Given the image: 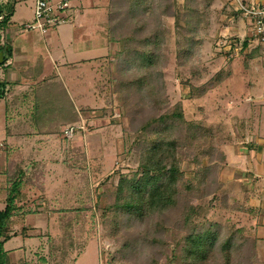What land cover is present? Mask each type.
<instances>
[{"label":"trees","instance_id":"trees-1","mask_svg":"<svg viewBox=\"0 0 264 264\" xmlns=\"http://www.w3.org/2000/svg\"><path fill=\"white\" fill-rule=\"evenodd\" d=\"M212 1L109 0L104 22L106 39L121 48L115 52L114 70L107 74V92L121 101L127 122L124 132L130 140L128 152L136 156L138 166L133 173H115L116 182L96 193V203L88 193L83 199L77 196L79 203L52 205L47 218L58 224L63 235L60 245L53 249L55 257L61 255L60 263L57 260L55 264H70L65 261L77 249L71 261L74 263L95 235L98 222L104 235L115 241L117 258L127 264H262L256 231L238 225L228 214L223 216L234 212L258 214V209L248 206L252 194L246 185L218 206L211 198L224 188L221 173L227 156L221 149L222 136L189 122L182 102L172 103L167 92L166 71L171 59L163 52L167 42L163 24L168 18L174 20L175 64L181 69L189 97L200 98L225 80L219 73L216 79L195 84L202 78L195 58L202 36L207 34V10ZM241 1L249 4L248 0ZM229 6L226 3L224 9L234 12ZM235 15L242 16L241 10L237 9ZM10 17L8 13L1 25L8 24ZM0 51L9 52L10 47L0 46ZM41 73L38 63L24 69L22 76L35 82ZM185 73L189 76L184 78ZM14 87L0 78V99L12 94ZM6 118L9 135L43 136L47 139L35 142L47 143L60 137L62 128L75 124L78 117L64 84L50 78L6 100ZM14 119L18 121L11 125ZM31 142L30 138L26 143ZM70 150L68 167L75 169L74 164H78L81 172L87 173L84 152L79 155L81 162L76 156L78 150ZM2 152L6 168L0 182V202L5 204L0 210V264H36L30 263L25 247L14 250V254L5 248L12 237L31 230L30 226L19 231L15 228L33 213L18 205L25 197L22 186L42 187L34 181L37 175L25 172L28 157L36 165L32 159L35 154L25 155L18 145L9 142ZM67 239L70 246H66Z\"/></svg>","mask_w":264,"mask_h":264},{"label":"rangeland","instance_id":"rangeland-1","mask_svg":"<svg viewBox=\"0 0 264 264\" xmlns=\"http://www.w3.org/2000/svg\"><path fill=\"white\" fill-rule=\"evenodd\" d=\"M68 1L71 13L77 16L75 27L70 23L64 24L58 30L53 29L45 35L36 29L24 28L26 23L34 21L35 0H11L3 7L4 13H11L7 24L10 33L7 37L17 31L15 34L17 37L13 43L16 41L25 45L28 53L27 59L31 63L34 61L33 58L40 55L45 64L46 76H40L35 82L25 81L16 85V89H19L17 93L31 91L38 84L42 85L46 79H58L65 85L68 98L71 99L78 117L75 124L65 125L62 128L63 132L57 139L52 138L47 143L46 140L45 143L37 142V147L40 148L38 153L32 156L36 165H32L29 162L31 156L28 157L27 174L37 175L38 178L34 181L37 184L40 183L42 187L24 184L21 192L25 197L18 205L23 207L22 209L33 211L32 216L35 217L33 222L35 226L28 230L25 237L26 240L28 239L26 247L29 261L36 264H55L57 260L60 263L61 255L55 257L53 249L61 243L60 239L63 236L61 228L47 218L54 203L64 204L67 201L79 203L80 199L85 198L88 193L93 196V201L96 203V193H101L113 185V180L116 182L115 173H133L138 166L136 156L128 152L130 140L124 132L127 122L122 112L121 101L107 92V74L114 70L115 52L121 48V45L109 44L106 40L104 22L109 0ZM251 2L256 1L249 3ZM226 3H229V7L234 12L229 13L228 8L224 9ZM81 6L84 8L82 9ZM236 10V0H230V2L229 0H213L207 10L209 20L207 34L202 36L199 55L195 58V63L201 69L202 78L195 80V84H204L212 78L216 79L219 73L222 77L224 76L225 80L204 96L196 99L189 97L188 89L182 82L181 69L175 64L174 20L165 19L163 24L167 41L163 52L171 59L169 69L166 71L169 99L172 103L182 102L189 122L202 124L213 135L217 133L223 139L221 149L227 155L221 173L224 188L211 197L214 206L226 202L230 195L239 192L237 182L232 181L234 167L239 165L244 169V162L247 161L250 153L252 157L250 155L249 161L253 158L255 164L257 160L255 152L258 148L251 149L250 147L258 142L254 137L255 134H259L260 138L264 139V99L259 98L264 95V92L261 90V84L255 81L257 69L261 67L262 57L253 56L255 59L253 60L249 56L264 55V45L260 40L251 39L250 41L247 20L243 16H236ZM79 21L83 23V27H78ZM63 32L65 34L61 37ZM245 39H247V46L243 47ZM107 43L108 52L105 46ZM256 47L257 50L254 52ZM93 56L102 57L92 59V62L79 63L81 58L88 59ZM54 58L59 60L57 65L52 61ZM65 58L75 66L65 65ZM186 76H189L188 73L184 74V78ZM5 102V99H0V140L5 137L6 133ZM243 118L249 119L246 120L249 125H239L238 128L236 121ZM70 127L73 128L71 136L65 132ZM251 127H254L253 133L244 134V131L252 130ZM64 139H70V141L65 143ZM71 147L78 150L76 156L81 162L83 160L79 155L84 152L87 173L81 172L80 165L74 164L75 162L72 163L76 165L75 169L68 167L72 158L69 152ZM239 150L243 157L237 155ZM189 167L188 165L187 169ZM74 172L76 176L73 175ZM230 181L234 182L235 186H232ZM77 196H80L78 197L80 199H77ZM2 208L3 205L0 204V209ZM227 214L238 225H246L254 232L256 231V235L259 231L260 242L257 252L264 264V232L258 229V227H264L263 215L234 212L223 214V216ZM96 219L99 221L98 217ZM91 228L90 226L85 231L84 237L89 234ZM103 231L102 225L98 222L95 235L87 242L85 252L74 263H71L77 255V249H73L70 258L65 262L70 264H127L125 259L117 258L115 241L105 236ZM75 236L76 239L77 234ZM15 244L16 241H10L6 248L9 249ZM69 244L70 241L67 239L66 246H70Z\"/></svg>","mask_w":264,"mask_h":264},{"label":"crops","instance_id":"crops-1","mask_svg":"<svg viewBox=\"0 0 264 264\" xmlns=\"http://www.w3.org/2000/svg\"><path fill=\"white\" fill-rule=\"evenodd\" d=\"M14 1H17V0H14ZM248 1L249 2L250 1H256V2L264 3V0H248ZM81 7H82V9L84 8L83 6H81ZM71 15H72V17H71L72 18V22L70 24H72V26L75 27V25L77 24L76 23V17L77 16L76 15L74 16V14H72V13H71ZM82 25H83V23L81 21H79L78 22V27H83ZM3 27L5 28L6 33L9 34L10 30L8 29L7 24L5 26H3ZM20 28H21V26H20ZM20 28H19V30H21ZM104 29H105V27H104ZM55 30H58V28H56ZM16 32H14L12 34V36L6 38V46L10 47V51L9 52L6 51L5 53L3 52V55H4V58L8 57V59L6 60L8 64L5 65V63H4L3 65L1 64L2 66L0 65V78L1 79H6L12 86H15L14 87V92L12 94L10 93L9 96L7 98H5V100H8V99H10V98H12V97H14V96H16L18 94L17 92H18L19 89H16V85H20V84H22L25 81L29 82L26 79H24L23 76H22V71L24 69H27L29 67H34L35 65H38V63H41V66H42L41 76H46V74L44 73L45 64H44V61H43V57L40 56V55H37L35 58H33L34 61L31 63L27 59L28 53H27V50L25 49V45L23 43L16 42V41L13 43V40L15 39V37H17L15 35ZM58 34L60 35V33H58ZM63 34H65V32L62 33L61 37L63 36ZM61 37L58 36L59 39H61ZM261 44L264 45V42L263 43L261 42ZM102 45H103V42H102ZM105 46L107 47V52H108V43ZM256 50H257V47H256L254 52H256ZM9 53H10V55H9ZM262 55L258 56V54H256V55L252 54V55H249V56L252 59H253V56L254 57H262L261 58V67L259 68V70L257 69V73H256L257 77L255 78L256 79L255 81L259 82L261 84V86H262L261 90L264 92V55L263 56ZM99 57L101 58L102 56H93L92 58H88V59L81 58L79 63L83 64V63H86L87 61L88 62H92V59L93 60L94 59H98ZM67 60L68 59L65 58V60H64L65 61V65L70 66V67H74L75 66L74 63H69V61H67ZM253 60H255V59H253ZM52 61H53V63L55 65H57L59 63V60H57L55 58ZM65 83H66V81H65ZM66 86H68L70 88L69 85H66ZM259 98H260V100H263L264 99V95L262 97H259ZM5 106H6V102H5ZM16 119H14L13 121H10L11 125H13V123H16L18 121ZM5 120H6V122H5V125H6L5 126V132L6 133H5V137L0 140V182L4 179V175L2 173H3V171L6 168L4 152H2V148H3L5 143L9 142L11 144L18 145L24 151L25 155H30L32 153L33 154L38 153V150L40 148V147L39 148L37 147V142H35L34 140L45 138L43 136L42 137H40V136L29 137V136H26V135H19V134H17V135H14V134L9 135L8 134V129L9 128H7L8 123H7V118H6V108H5ZM246 120H249V119H247V118H243V119H239V120L237 119V121H236L237 123L236 124L238 125V128H239V125H246V124L249 125L246 122ZM251 129L252 130L244 131V134L246 132L248 134L249 133L252 134L253 130H254V127H251ZM13 130L14 129L11 128V133H14ZM239 132H240V129H239ZM240 134L242 135V137L244 139H246L243 136L242 133H240ZM254 137L258 140V142L252 144V147H250V148L251 149H253L254 147L258 148L257 152H255V157L257 156L256 157L257 160L255 161V164L253 162V158H252V161H249L251 159V157H252V155L250 153L251 157L249 155L247 161L244 162V164H245L244 169L239 167V165H237V167H234V174H233V177H232V181L237 182L236 184L239 186V190H240V186L241 185H246L247 189L252 194L251 198L249 199L248 206L250 208L258 209V214H262L263 215V219H264V139L260 138L259 134H255ZM30 138L32 139V144L26 143L27 140L30 139ZM249 138H250V136H249ZM28 150H29V152H28ZM248 152H247V155H248ZM240 154H241V151L239 150L237 152V155H239L240 157H243V155H240ZM25 172L27 174L26 167H25ZM232 181H230V182H232ZM231 185L235 186L234 182H232ZM256 187H258V189H256ZM254 197H255V199H254ZM256 201H257V203H255ZM0 204L3 205V208L5 207V204L3 202H0ZM2 209H0V210H2ZM261 209L263 210L262 213H261ZM32 215L33 214H28L26 216L25 222L22 223V225L17 226L15 228V230L19 231L21 226L22 227L30 226L31 228H34L33 226H35V225H34L33 222H34L35 217L32 216ZM30 216H32V217H30ZM258 229L262 230V232H264V227L263 226L262 227H258ZM258 232H257V234L259 235ZM25 236H27V234L23 235L22 233H18L17 236L12 237L9 241H7L5 243V248L7 247L8 243L10 241H14V242L16 241V244L14 246H12L11 248H9V249L6 248V250L11 251L12 254H14L13 253L14 250H16L18 248H21V247H25L26 250H28L27 247H26V242L28 241V239L26 240ZM259 237H260V235H259ZM84 252H85V250H84Z\"/></svg>","mask_w":264,"mask_h":264},{"label":"built area","instance_id":"built-area-1","mask_svg":"<svg viewBox=\"0 0 264 264\" xmlns=\"http://www.w3.org/2000/svg\"><path fill=\"white\" fill-rule=\"evenodd\" d=\"M10 0H0L2 11L0 12V46L6 45L7 33L1 25L7 13L3 7ZM237 9L241 10L242 16L247 20L249 28V38L264 42V3L251 2L248 5L241 0H236ZM70 3L68 0H35L34 21L26 23L24 28L27 30L36 29L41 34H48L49 31L59 28L64 24L72 22ZM1 52V51H0ZM7 61L5 65H7ZM67 135L73 134V128L65 131Z\"/></svg>","mask_w":264,"mask_h":264},{"label":"water","instance_id":"water-1","mask_svg":"<svg viewBox=\"0 0 264 264\" xmlns=\"http://www.w3.org/2000/svg\"><path fill=\"white\" fill-rule=\"evenodd\" d=\"M2 11V4L0 3V12ZM4 62L3 52H0V65Z\"/></svg>","mask_w":264,"mask_h":264}]
</instances>
